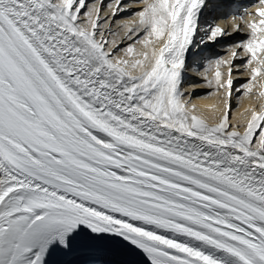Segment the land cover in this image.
I'll list each match as a JSON object with an SVG mask.
<instances>
[{
  "label": "snow or ice",
  "instance_id": "snow-or-ice-1",
  "mask_svg": "<svg viewBox=\"0 0 264 264\" xmlns=\"http://www.w3.org/2000/svg\"><path fill=\"white\" fill-rule=\"evenodd\" d=\"M136 3L130 61L101 5L0 0V264H264V106L231 122L233 93L264 89V0L203 69L194 50L229 35L207 19L218 4ZM189 73L220 94L214 123Z\"/></svg>",
  "mask_w": 264,
  "mask_h": 264
},
{
  "label": "bare ground",
  "instance_id": "bare-ground-1",
  "mask_svg": "<svg viewBox=\"0 0 264 264\" xmlns=\"http://www.w3.org/2000/svg\"><path fill=\"white\" fill-rule=\"evenodd\" d=\"M87 0V2L92 6L95 7L97 5H99V3H101L102 6V12H101V19H111V23L109 24L111 26V30L113 33H115V35H109V40L111 41H115V44H113V47L119 46L121 51L118 53V55L125 57L127 59H129L130 61L134 58H136V53H139L141 51H143V45L141 43L135 44L136 43V37L134 36L131 40L127 38V33H126V28L123 26L125 23H127L129 26L135 27V21L138 19L137 17H135L134 15H132V11L137 9L139 7V5L136 3V0H122V3H128L132 5V9H129L127 11H123V12H119L118 15L114 18H112V8H109L108 5L109 4H113V6H115V0ZM242 2H244L243 6L246 7L247 9H249L250 12L254 13L255 12V6L258 5V0H250L248 2H245V0H241ZM213 3L218 4V1H213ZM223 13L222 16L223 18L216 20V23H218L222 28H224L227 32L229 30V35L226 37H223L222 39H220V41L215 44L212 45L211 50L216 52L215 56L221 57L223 59H228L230 56V48H226V46H230L233 44H236L239 41H243L246 39V37L250 35V30L247 27V24L245 23V20L247 21H251L254 17L253 16H246L245 20H236V19H232L233 16L228 15L226 16V11L225 9H228V7H223ZM242 11L244 12V9H242ZM231 12V11H230ZM242 12V14L240 15H244V13ZM239 15V14H237ZM215 17H218L219 15L215 14ZM226 17H228V19H226ZM239 24L240 25V30L237 31L235 28V25ZM227 26V28H226ZM107 27V26H106ZM231 31H233V33L236 34H230L232 33ZM244 31L246 33H244ZM247 40V39H246ZM226 42V43H225ZM156 44L157 47H159V42H154ZM132 45L134 48V54L132 57H127L125 56L126 53V49L129 45ZM210 45L208 46H202V49L199 51V55L208 52ZM228 52L227 55H223V53ZM195 50L194 53L195 54ZM221 55V56H219ZM246 59V56L243 52H241V57L239 59H236L235 63L238 66V70H235L233 76V79H235V77H249V72L246 70L244 73H238L237 71L241 70V69H245L244 66L242 67V63L243 61ZM240 66L242 68H240ZM204 65L201 64L200 68L203 69ZM189 76L191 77H196L197 78V82L199 84V87H197L195 89V95L192 98V103L197 105V115L202 116L203 118H205L206 120H208L209 123H214L216 121V119L221 115V111L223 109V104H222V100H221V96L218 93L214 92V88L213 87H209L207 85V83L204 81L203 76H196L193 73H189ZM208 78L211 79V73H208ZM261 81V80H260ZM259 89V88H258ZM212 90V91H210ZM255 90V89H253ZM263 90V89H261ZM189 91H192L191 89H189ZM209 91V92H208ZM240 93V92H239ZM238 95V93H234L233 97H232V107L237 105V103H239L237 108L233 109L232 112V117H231V122L233 124H239L241 126L240 130L243 131V126L246 124V121L249 117L250 111L255 107V108H259L260 106H264V101H262V103L260 104L259 102H257V100L255 101L254 99L252 100L251 97L243 94L241 97H238L240 100V102H235L234 96ZM236 97V96H235ZM257 98V97H256ZM264 99V97H262ZM261 98V100H262ZM260 99V98H259ZM258 99V100H259ZM260 101V100H259ZM138 259H144L146 257H137Z\"/></svg>",
  "mask_w": 264,
  "mask_h": 264
},
{
  "label": "rangeland",
  "instance_id": "rangeland-1",
  "mask_svg": "<svg viewBox=\"0 0 264 264\" xmlns=\"http://www.w3.org/2000/svg\"><path fill=\"white\" fill-rule=\"evenodd\" d=\"M96 1V0H95ZM94 1V2H95ZM99 5H101V3H99ZM109 19V18H108ZM226 19H228V17H226ZM111 23V19L109 20V24ZM226 28H227V26H226ZM228 32H229V30H228ZM231 32H233V31H231ZM244 33H246L245 31H244ZM246 39H248V36L246 37ZM245 39V40H246ZM158 42V41H157ZM226 43V42H225ZM135 44H138V43H134V45ZM211 47H212V45H211ZM226 48H230L229 46H226ZM211 49V48H210ZM208 52H209V50H208ZM208 52H205V53H203L202 54V56H204V57H206V55L205 54H207ZM213 54V52L212 51H210V53L207 55V56H210V55H212ZM228 54V52H225V53H223V55H227ZM219 56H221V55H219ZM203 57V58H204ZM193 59V58H192ZM202 62V61H201ZM242 64H244V61H243V63ZM242 67H243V65H242ZM241 66H240V68H242ZM238 70V69H237ZM246 71V69H241V70H239V71H237L238 73H244V72ZM234 74H237V73H234ZM191 79V78H190ZM249 77H243V76H241V77H235V79H234V81H235V86L236 87H240V85H242V84H245V83H248V81H249ZM259 79V78H258ZM192 80V79H191ZM260 83L262 84V85H264V79H261V81H260ZM259 88V89H258ZM255 90H253V95H247V96H249V97H251V99L253 100H257V102H259L260 104L262 103V101H264V99L262 98V97H260L259 96V91H261V89L262 88H260L259 86L257 87V88H254ZM264 90V89H263ZM210 91H212V90H210ZM209 92V91H208ZM240 92V93H239ZM239 92H235V93H238V95H235L234 96V98H236L235 99V102H240L239 100V98L238 97H241L243 94H244V89L243 88H241V90L239 91ZM233 95H234V93H233ZM257 97V98H256ZM260 98V99H259ZM261 98H262V100H261ZM260 101H259V100ZM238 105H239V103H237V105H235V106H233L234 108H237L238 107ZM232 107V112H233V108ZM232 112H231V114H232ZM231 117H232V115H231Z\"/></svg>",
  "mask_w": 264,
  "mask_h": 264
}]
</instances>
